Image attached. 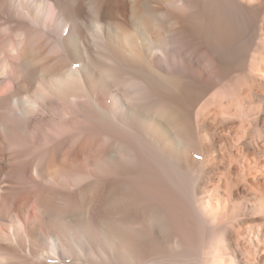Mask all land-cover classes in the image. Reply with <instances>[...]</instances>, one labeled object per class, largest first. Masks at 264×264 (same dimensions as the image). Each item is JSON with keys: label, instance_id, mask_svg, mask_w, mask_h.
<instances>
[{"label": "bare ground", "instance_id": "6f19581e", "mask_svg": "<svg viewBox=\"0 0 264 264\" xmlns=\"http://www.w3.org/2000/svg\"><path fill=\"white\" fill-rule=\"evenodd\" d=\"M0 264H264V0H0Z\"/></svg>", "mask_w": 264, "mask_h": 264}]
</instances>
